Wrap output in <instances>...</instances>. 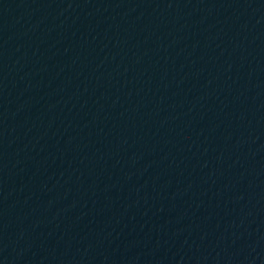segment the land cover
I'll return each mask as SVG.
<instances>
[{"label": "water", "instance_id": "95a60500", "mask_svg": "<svg viewBox=\"0 0 264 264\" xmlns=\"http://www.w3.org/2000/svg\"><path fill=\"white\" fill-rule=\"evenodd\" d=\"M0 264H264V0H0Z\"/></svg>", "mask_w": 264, "mask_h": 264}]
</instances>
